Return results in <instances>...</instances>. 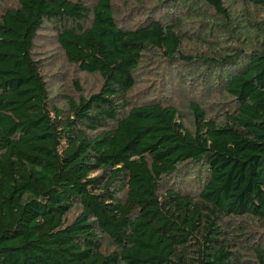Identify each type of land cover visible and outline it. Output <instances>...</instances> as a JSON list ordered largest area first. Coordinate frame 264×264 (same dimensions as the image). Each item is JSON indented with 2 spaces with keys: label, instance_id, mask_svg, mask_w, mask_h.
Here are the masks:
<instances>
[{
  "label": "trees",
  "instance_id": "trees-1",
  "mask_svg": "<svg viewBox=\"0 0 264 264\" xmlns=\"http://www.w3.org/2000/svg\"><path fill=\"white\" fill-rule=\"evenodd\" d=\"M112 1L16 0L0 12V264H239L234 238L243 231L230 218L264 224V21L254 47L195 58L181 51L191 16L172 14L177 0H158L172 21L129 28L116 22ZM204 1L227 21L221 0ZM246 1L264 9V0ZM45 21L57 26L67 61L102 79L88 96L67 98L65 117L33 55ZM149 51L195 67L180 81L209 72L211 91L231 98L222 119L190 101V129L173 105H131ZM200 167L196 192L169 182ZM253 251L264 264L263 249Z\"/></svg>",
  "mask_w": 264,
  "mask_h": 264
},
{
  "label": "rangeland",
  "instance_id": "rangeland-1",
  "mask_svg": "<svg viewBox=\"0 0 264 264\" xmlns=\"http://www.w3.org/2000/svg\"><path fill=\"white\" fill-rule=\"evenodd\" d=\"M91 7L96 0H84ZM228 13L227 21H221L214 9L204 0H195L199 6L191 13L183 10L180 0L176 2V10L172 14L190 15L185 17L180 28L182 35L181 51L186 56L207 58L222 57L233 52V47H254L258 31L255 29L264 21V9L254 6L246 0H221ZM16 0H0V12L9 6H15ZM113 11L119 26L136 27L139 23L160 18L163 22L172 21L171 9L158 0H113ZM209 21V22H208ZM222 22L214 25L210 22ZM212 25V30L207 31ZM233 28L232 33L227 28ZM33 55L41 65V73L46 80L51 103L62 110L63 117L68 113L67 98L78 99L97 91L102 83L99 74L80 71L67 61L57 41V26L45 21L34 40ZM143 61L136 72V84L130 91L128 99L131 105L140 104L144 100L154 99L162 104L175 106L186 127L192 128V116L188 110L190 101L198 102L207 112L220 121L223 114L231 106V98L222 91L212 92L214 78L204 74L200 68L195 77L180 81L182 75L193 73L190 64L181 63L183 59L167 60L161 52L149 51L142 57ZM204 65L202 62L197 66ZM212 70L210 71V73ZM218 89V88H217ZM221 90V89H220ZM206 172L203 167L196 168L190 176L173 177L169 182L174 188L188 193L196 192ZM80 212V206H73L67 213L66 221H71ZM243 231V235L234 238L239 264H257L253 247L264 251V224L249 216L230 218ZM235 229V228H234ZM101 250H111L107 240L102 241Z\"/></svg>",
  "mask_w": 264,
  "mask_h": 264
}]
</instances>
